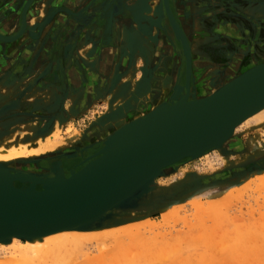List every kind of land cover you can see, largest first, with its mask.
Here are the masks:
<instances>
[{
    "label": "bare ground",
    "instance_id": "bare-ground-1",
    "mask_svg": "<svg viewBox=\"0 0 264 264\" xmlns=\"http://www.w3.org/2000/svg\"><path fill=\"white\" fill-rule=\"evenodd\" d=\"M3 1L6 4L0 3V57L15 59V62L11 64L9 59L7 62L0 61V86L3 85L2 81L10 86L0 87V118L5 119L4 122L0 120V134H4L0 136V230L5 229L2 230L5 233L0 234V248L6 245L4 250L7 254L0 259V264H32L33 262L46 264L42 261L49 257H53L58 262L63 258H57L59 249H69L68 253L73 255L79 251V247L84 242L98 245L97 256L84 253L88 263H91L89 262L91 258L93 263H96L97 258V264H133L142 260V255L144 258L149 256L164 261L169 260V264L173 262L174 264H189V262L221 264L220 260L222 261L223 258L228 259L232 264H236V261L239 264L249 260L245 261V264H248L252 259L261 256L264 258V238L254 240L253 236L257 231L252 227V224H264V208H255L254 211L253 205L245 202L246 205L243 204L245 210L238 211L242 218L234 214L236 211L227 214L226 220L232 225L246 224L245 233L222 250L218 260L215 257L212 260L207 254H198L193 261L189 259L191 256L189 254L184 257L178 255V251L183 247L182 240L178 239L179 231L174 235L177 241H174L175 237L173 240L169 239V232V234L165 232L151 234L148 238L142 237L140 232L142 226L149 228L159 226L147 216L148 207L143 209L142 206L139 207L142 199L150 198V195L159 190L156 186L159 175L169 168L175 169L187 159L205 156L207 155L205 153L214 149L224 151L221 160L225 166L229 164L228 150L246 154L248 156L246 161L252 159L264 161V140L258 135H253L242 143L240 137L235 136L236 130L247 123L264 124V104L247 113L225 134L215 139L211 137L201 139L193 146H191L194 141L193 134H189L188 129L184 133H176L179 129L178 122L171 123L165 131L167 126L164 127L161 129L162 136L158 139L161 141L159 147L154 148L155 153L151 156L149 153L140 156L139 166L155 163L165 149L174 152L182 147L191 146L190 153L177 157L165 164L166 166H157L134 175L137 177L133 185L136 189L132 191L130 188L122 199L119 197L120 193L114 195L115 191L121 190L122 187L111 186L110 198L98 204V207L83 219L73 220L74 215L81 209L75 213L74 206L77 203H67L65 195L70 179L83 172L91 163L112 159L117 154L130 151L145 143L146 134H143L145 128L154 126V130H158L165 124L163 122L188 111L196 101L214 95L242 75L264 65V39L258 49L245 51L248 56L243 53L238 54L235 58L237 62L228 65L229 61H224L226 55L222 53L219 55L220 60L216 62L217 65L213 63L208 66V61L194 60L191 44V39H197V42L199 40L197 37L199 22L195 19L199 20L200 17L196 15L195 9L201 8L199 6L206 3L205 0H189V2L187 0H35L36 10L33 15L29 11L33 0ZM256 1L259 7H255L253 11L260 18L264 13V3H262L264 0ZM56 3L63 9L58 16L61 22L66 20V23L60 27L57 16L52 18V12L46 27L41 34L38 33L35 23L42 22ZM68 12L84 15L88 26L75 37L69 34L68 36H71L64 42L72 45L57 48L56 51L54 42L57 33L60 30L69 32L77 24L67 19ZM230 28L231 26L229 30ZM176 35L185 38L190 54V76L192 75L193 78L190 77L188 86L184 84L183 74L179 80L177 79L178 69L185 68L186 50L182 46L181 49L177 48L175 39L180 40V38ZM156 47L159 52L154 55ZM137 52L145 54L142 55L145 67L154 62L148 68L152 74L149 77L144 75L139 81H131L130 78L129 83H126V80L122 79L123 76H117L118 71L123 69L121 67L124 63L123 58ZM58 67H61L59 68L61 74L57 75L54 81L47 79L43 82L38 81L45 69H49L50 73ZM203 68L206 70L204 69L205 72L200 78L195 77L198 70L202 73ZM8 69L14 71L10 72ZM38 69L43 70L41 72ZM245 70V73L234 78ZM34 79L37 82H34ZM59 89L61 93L58 96L69 98L77 105L103 99L105 96L107 111L93 119L83 131L74 130L66 140L59 134L60 128L57 127L56 122L42 133V120L50 116L59 117L60 109H48L57 101L56 92ZM255 90L256 88H252L244 91L234 98L235 104L238 98V104L234 108L236 112L254 102V100L248 102V99L257 94H253ZM230 103L231 101L220 105L216 111L217 115L222 113L225 115ZM151 116L152 119H147L141 124L144 129L140 128L136 137L130 135L126 140L113 141L107 145L101 144L122 130L133 128L132 126L139 120ZM204 117L196 122L194 127L209 128V131L205 132L206 135L222 134L225 130H223L224 125L229 121V119L217 121L221 116L217 118L216 114ZM105 130L109 133L104 134ZM134 133L133 129L131 134ZM90 142H93V145L82 147L83 144ZM61 143L62 146L58 147ZM75 145L82 148L76 153L70 152V148ZM201 145L202 148L205 147L203 152L193 158L194 149ZM56 149L66 150L68 153L60 155L61 158L57 153H54V157L44 156L45 153ZM117 163L106 169H110V173H117V167L121 164ZM248 166L253 170L241 181L257 183L259 192L257 195L262 194L260 200H263L260 201L258 197L254 200L261 205L264 203V166L261 160L250 162ZM243 169L242 165L228 169L227 177L238 175ZM93 175L95 180H99L98 185L103 184V179L99 177L97 171H94ZM217 175H209L205 180L212 181L213 185L218 182L216 181L218 178L214 179ZM191 184L194 185V182ZM103 187L104 185L98 191L91 192L92 202L98 201L97 198L104 193L101 192L102 190L106 192L107 187ZM14 189L20 194L14 195ZM139 190L142 191L140 194H134ZM88 193L90 191L79 190L77 195L80 199L83 198L78 202L79 206L87 202ZM124 193L126 192L123 191ZM193 203L194 207H198L201 199L197 198ZM134 207L140 208L138 211L141 212H137L138 215L129 214V211H134ZM208 217L211 223L204 226L206 220L203 218L205 222L201 227L204 228L199 240H208L209 234L217 232L222 223L216 221L219 220L217 216L210 218L208 215ZM25 219L26 221L23 222ZM249 257L251 260L248 259ZM121 260L124 262L114 263Z\"/></svg>",
    "mask_w": 264,
    "mask_h": 264
},
{
    "label": "rangeland",
    "instance_id": "rangeland-1",
    "mask_svg": "<svg viewBox=\"0 0 264 264\" xmlns=\"http://www.w3.org/2000/svg\"><path fill=\"white\" fill-rule=\"evenodd\" d=\"M187 1L189 2V0ZM205 1L206 3L202 4V6H199V7L203 8L205 15L214 16L216 11L218 10L220 11L224 8L225 2L228 5L229 3L230 4L235 3L236 5H238L239 2H242L244 0H240V1L238 0H233V1L232 0H205ZM255 36L256 38H258L257 34ZM68 38L66 39L68 40ZM58 40L60 39H57L56 42H54V47H55L54 50L56 51H57V48H64V46L72 45L69 43L66 44V42H59ZM136 54H132L134 56L133 60L131 64L129 65V68L127 69L128 71L126 70L125 75H123L122 77L123 80L124 79L126 80V83H129L130 78H132L131 81H134V80L139 81L140 79L144 78V75L145 77H149L152 74L150 72V69L148 68H150L154 64V62L152 64H149L148 67H145L144 60L142 59V57L145 54L143 52L142 54L140 52H137ZM58 55L61 56L60 54ZM8 59H9L8 57H0V61H8ZM9 61L11 62V64H13V59H9ZM232 62H237V61L236 59L235 61H229L228 65ZM138 65L140 67H138ZM231 66L232 65H230V67ZM141 69H144L145 73L143 72V75H141ZM204 69L205 68H203L202 73L205 72L206 69L205 70ZM8 70L10 72L14 71V69H8ZM38 70L42 72L43 69H38ZM48 70L49 69H45L44 74L42 72V75L39 76L38 81L41 80V82H43L45 79L54 81L57 75L61 74L60 73L61 69L59 68L53 69L50 73L48 72ZM34 82H37V81L34 79ZM2 83L3 85H1L0 87H3L5 85H6L5 87H10V86H7L8 85L7 82L2 81ZM60 90L61 89L57 90L58 92H56V94L58 93L57 101L55 102L54 105H51V107L48 108V109H52V108L60 109L59 110L60 113H58L59 117L53 118L50 116L49 118L42 120L41 127L43 131L46 130L47 127L52 126L56 122L57 127L60 128L59 134L66 140L73 133L74 130L83 131L84 129L87 128L88 124L93 119L98 118L100 115H103L107 111L108 104H107V101L105 100L107 97L105 98V96H103L104 97L103 99L102 98L95 99V100L89 101V103L86 102V103L77 105L69 98H62L61 96H58L61 93ZM104 94H106V92ZM0 120L4 122L5 119L0 118ZM46 122H48V124H46ZM29 123H31V121ZM107 133H109V131L105 130L104 134H107ZM2 135L4 134H0V136ZM253 135H258L261 140H264V124L263 125H259V124L253 125L252 123L251 124L247 123L241 126V128L239 127L235 132V136L240 137L239 139L242 140V143H244L247 137L253 136ZM93 142L83 144L82 147L91 146L93 145ZM62 144L63 143L59 144L58 147H61ZM82 147H78L77 145H75L72 148H70L71 149L70 152L76 153ZM54 153H57L58 155L60 154L62 155V154H67L68 151L67 152L66 150L60 151V149H56V151L45 153L44 156L54 157ZM223 153L224 151L222 150L219 151V150L214 149L212 151L205 153L207 154L205 156L202 155V156L195 157V158L193 157L194 159H191V158L187 159L180 166L176 167L175 169L169 168L157 177L156 179L157 184L156 183L155 184L157 188H159V190L157 191V193L153 194L152 196L150 195V198L146 197L147 199L146 198L142 199L143 201L139 203V207L142 206L141 209H143L144 207L145 208L148 207V209H146L147 216L149 217L150 220L157 223L156 225H158L159 227L149 228L148 226H145V225L142 226L141 231H140L142 237L148 238L151 234H155L159 232L161 234L162 232L163 233L165 232L167 234L169 232L170 234L169 233L168 234L170 236L168 235V237H170L169 238L170 240H173L175 237L174 241L181 239L183 242V247H181L180 250L178 251V255H182L184 257L189 254L191 255L189 259L191 260L193 259V261H195L196 260L195 257H197L198 254H201V255L207 254L209 258L212 259L215 257L218 260V257H220L222 250H225L231 243H233L236 239H238L245 233L246 230L244 229V227L246 224L244 226L243 225L234 226L226 220V215L231 214L234 211H236L237 213L234 212V214H238V216L242 218V216H240L238 211L239 209L240 210L242 209V211H244L245 207L243 206V204L246 205L247 202L253 205L254 211L256 210L255 208H264V203L259 205L254 200L256 197H258L259 200L262 197V194H260L261 196L257 195L259 194L257 183L256 182L251 183L245 180L241 181L245 176L251 173V170H253L248 166L250 162L261 160V164L264 166V161L263 159H252L251 161L249 160L246 161L248 157L246 154L243 155L233 150L232 151L228 150L227 158H228L229 164L225 166V164L221 160ZM241 165L244 167L241 173H239L238 175L227 177L228 172L226 171L228 169L240 167ZM219 173L221 174L220 176L217 175ZM212 174L217 175V177H214V179L218 178V180H216L218 182L215 184L213 183V185H212V181L205 180L207 176L212 175ZM193 182H194V185L191 184ZM197 198L201 199V204L198 207H194L193 202ZM262 200L263 199H261L260 201ZM139 207H134V211L133 210L129 211V214L138 215L137 212H141V211H138L140 210ZM163 211H164V214L162 215ZM208 215L210 216V218L216 217V216L219 217V220H216V221H219L222 223L219 226L217 232L215 233L212 232L211 235L209 234L210 237L208 240L206 239L199 240L201 237L200 235L202 234V230L204 228V227L202 228L201 225L205 224L204 226H206L211 223V220L209 219ZM246 216H248V214ZM203 218H205L206 223H204L205 221L203 220ZM243 218H246V217L243 216ZM246 221H248V218L246 219ZM252 227L256 229L257 231L255 236H253L254 240L260 239L262 237L264 238V224L262 225H259L257 223L252 224ZM176 231H179L178 239H176L177 237L174 236ZM171 234H173V236ZM171 236H172V239H171ZM125 240L127 241L128 239H125ZM5 247L6 245L3 248H0V259L4 258V256L7 255L4 250ZM134 249L135 248H133V250ZM68 252H69V249H65V250L59 249L57 252V255H58L57 258H60V257H63V258H60L57 262V260L56 259L54 260L53 257H49L47 259H43L42 263H46V264H56V263L57 264H97L98 259L96 257H94L96 258L95 260H97L95 261L96 263H93L94 261L92 258H91L92 261L91 259L89 260V262L91 263H88L87 261L88 259H85V256H84L85 252H88L90 255L97 256L99 252L97 244L95 245L94 243L90 244V242H86V243L84 242V244H82L79 247V251L76 252V254L72 255ZM251 257H249L248 259H250ZM141 259L142 260L137 261L136 263L134 262V263L135 264H138V263H141V264H169L170 263L169 260L164 261V260L155 259L149 256L144 258L143 255ZM245 261L247 260H244V263L239 262V264H245L246 263ZM123 262L124 261L121 260V261L114 262V263H123ZM220 262L221 264H232L231 261L229 262L228 259H225V258H223L222 261L220 260ZM36 263L33 262L32 264H36ZM263 263H264V258L263 256H261V257L252 259L251 262L248 264H263ZM189 264H192V262H189ZM236 264H238V261H236Z\"/></svg>",
    "mask_w": 264,
    "mask_h": 264
},
{
    "label": "water",
    "instance_id": "water-1",
    "mask_svg": "<svg viewBox=\"0 0 264 264\" xmlns=\"http://www.w3.org/2000/svg\"><path fill=\"white\" fill-rule=\"evenodd\" d=\"M34 1L35 0H33V2H32V7L29 9V11H31L30 12L31 15H33L34 11L36 10V6H35L36 1L35 2ZM2 2H4V1L0 0V3H2ZM4 4H6V3L4 2ZM53 5L55 7H53L51 9L49 15L45 19H43L42 22L41 21H40V23L36 22L38 24L35 23V29L40 34H41V31L46 27L47 23L49 22V18L51 17L52 12H53L52 18L57 16L56 17L57 23L61 25L60 27H62L66 23V20L61 22V18L58 16L60 11H62L63 9L58 5V3L53 4ZM83 16H81V14H79L78 12H73V13L68 12L67 19L69 18L70 20L77 22V24L69 32L68 31L63 32L60 30L56 35L55 42L57 39H61V40L64 39L62 41V42H64L66 37L69 34H71L72 36L74 35V37H75L78 35V32H80L81 30H84V28L87 27L88 25H87L86 20H85L86 18H84ZM80 24H82V25H80ZM230 26L233 27L232 25H228V26L224 27V29H222L221 31L226 33L229 36H235V34L233 33V30H231L232 28H230L231 31L229 30ZM236 29L238 31L237 33H239L238 28H236ZM70 36H68V37H70ZM176 36L178 38H180V40H182V41H180L178 39H175V41L177 42V45H178V46L176 45L177 48L179 49V47L182 46L184 48V50H186L184 53L185 54V68L184 69H178L179 72L177 73V79L179 80L180 76L183 74L184 75L183 76L184 77V84H185V86H188L189 82H190V72H191L190 71L191 70L190 54H189V51L187 50V43H186L185 38H183L182 35L181 36L176 35ZM58 41L61 42L60 40H58ZM180 49H181V47H180ZM158 50H157V48L155 49L154 55L157 54ZM132 59H133V55L126 56L123 58L124 63L121 66V67H123V69H120V71H118L117 76H119V75L123 76L126 73V70L129 68V65L131 64ZM58 68H61V67H58ZM55 69H57V68H55ZM143 72H144V69H141V75H143ZM245 72H246V70L243 71L242 73H240L239 75L235 76L234 78L242 75ZM252 88L253 89L256 88V90H255V92H253V94H256V93L257 94L252 95L248 99V102H250L252 100H254V102L251 105H249L247 108H244L243 110L236 112L237 110L234 108H235V105L238 104L237 103L238 98L236 99V104L234 103V98L237 97L239 93L250 90ZM229 101H231V103H230V108L227 111V113L228 112H230V113L227 114L225 112L226 113L225 115H227V116L223 115L224 113L217 115L216 111H217L218 107L220 105L224 104L225 102H229ZM263 104H264V65H262L261 67L255 69L251 72H248V73L242 75L241 77H239L238 79H236L235 81L230 83L227 87L221 89L220 91H218L214 95H211L210 97L196 101L195 104L193 105V107H191L188 111H185L184 113L176 115L175 117H173L171 119H167L165 122H163L165 124L162 125L161 128H159L158 130H154V126H150V128H145V129L141 126V124L143 122L147 121V119H149V120L152 119L153 117L151 116L150 118L146 117V118H144V120H141V121L139 120L137 123H135L132 126L133 128H127L125 130H122L121 132L117 133L116 135H113V137L108 139L107 141L104 140L101 144L107 145V143H111L113 141L124 140V139L126 140V139L130 138L129 137L130 135L133 137H136L137 135H139L138 131H140V128L144 129L143 134H146V136H145L146 142L145 143H141L140 145H138L137 147H135L134 149H132L130 151H126L124 153L122 152L120 154H117L112 159L99 161V162L96 161L98 163H91L89 166H87L85 168V170L83 172L79 173L74 178L70 179V184L65 190V195L67 196V203L68 202L69 203H71V202L77 203L74 206L75 213L81 209L78 212V214L74 215L73 220L77 221V220L83 219L84 217L89 215L94 209H96L98 207L97 206L98 204H102V202L104 200L109 199L111 196V189H110L111 186H113V185H116L119 187L121 186L122 189L116 190L114 195L117 196L120 193L119 197L121 199L124 198L128 194L127 191L130 190V188H132L131 189L132 191L134 189H136V188H134L135 186H133V185L135 184L134 181L137 179V177L134 175L139 174V173H143L145 171H149L150 169H153L157 166H162V165L166 166L165 164L171 162L172 160L176 159L177 157L187 155L192 150L191 146H193L194 143H197L199 140H201V139L203 140L207 137H211V138L215 139L218 136L225 134L235 123H237L247 113H249L253 109H255L258 106L263 105ZM212 114H216L217 118H219L221 116L220 120L217 119V121L222 122V119H229L227 125H224L225 127L223 128V130L224 129L225 130L222 132V134L206 135L205 132H208L209 128L202 127L203 129L202 128L197 129L194 127V124L196 122L202 120L205 115L207 117L208 115L212 116ZM214 116H213V118H214ZM48 122H50V121H48ZM173 122L179 123V129L176 133L181 134V133H184V131L188 129L189 134H193L192 137H193L194 141L191 143V146H187L186 148L182 147L181 149L174 151V152H169V149H167V150L165 149L162 152L163 154L157 157V160L155 161V163H151L149 165L147 164V166H139L140 156H142L143 154H146V153H149V155L151 156V155H153V153H155L154 148L159 147V144L161 143V141L158 140L162 136L161 135V132H162L161 129H163L164 127L167 126L164 129V131H165L166 129L169 128V125ZM46 124H48V123L46 122ZM46 124H45V126H46ZM206 126H208V125H206ZM133 129L135 130V133L132 135L131 133H132ZM44 131H42V133ZM145 131H146V133H145ZM173 131H174V129H173ZM206 144H208V142H206ZM202 146L203 145L199 146V148L194 149L193 157L197 156L198 154L203 152V149L205 147L202 148ZM193 153H191V154H193ZM60 155H57V156L60 157ZM116 162H118L117 164L121 163L120 166L117 167L118 172L117 173H110L109 172L110 169L108 170L106 168L109 166H112ZM94 171H97L99 174V177H101L103 179V181H102L103 184L98 185L99 180H95V177L93 175ZM102 185H104V187H107L106 192L102 190L101 192H104V193H101V195L97 198L98 201H96L95 203H94V201L92 202L91 192H95V190L98 191V189ZM79 190L90 191V193H88L87 202H83L81 206H79L78 202H81L83 198L80 199V197L77 195V194H79ZM123 191L126 193L123 194ZM141 192L142 191L139 190V191L134 192V194H136V193L140 194ZM13 194L19 195L20 193L17 191V189H14ZM41 216H43V214H41ZM25 221H26V219L23 220V222H25ZM11 229H15V228H11ZM2 230H5V229H1L0 234L5 233ZM18 232H21V231H18Z\"/></svg>",
    "mask_w": 264,
    "mask_h": 264
},
{
    "label": "crops",
    "instance_id": "crops-1",
    "mask_svg": "<svg viewBox=\"0 0 264 264\" xmlns=\"http://www.w3.org/2000/svg\"><path fill=\"white\" fill-rule=\"evenodd\" d=\"M257 3L258 1L256 0H244L243 3L239 2L238 5L232 3L233 6L230 3L229 5L227 3H224V8L220 11L219 10L216 11L214 16L204 15L203 14L204 11L202 7L198 9L196 8L195 9L196 15L200 17L199 19L200 21L198 19H195L199 22L198 34H197L198 35L197 37H199L198 42L197 39H191V44L193 48L192 55L194 60L201 59L208 61L209 62L208 66H210L213 63L216 64V62L220 60L219 55L222 53L224 54V56L226 55L224 61H229L235 54H236L235 56H237L238 54L243 53L245 54V56H248L247 53H245V51L252 48H254V50L256 48L258 49L262 45V41L264 39V26H263L264 13L261 14L259 18L256 12L253 11L255 7H259ZM233 19L236 20L234 21ZM228 25L236 26V27H231L232 28L231 30H233L235 36L230 37L229 35L221 31L222 29H224V27ZM236 28H238L239 33H237L238 31ZM255 33L257 34L258 38H256ZM255 40L257 41L255 42ZM13 62H15V59H13ZM210 70H214V69H210ZM202 74L203 73H200V71L198 70V74H196L195 77L200 78Z\"/></svg>",
    "mask_w": 264,
    "mask_h": 264
},
{
    "label": "flooded vegetation",
    "instance_id": "flooded-vegetation-1",
    "mask_svg": "<svg viewBox=\"0 0 264 264\" xmlns=\"http://www.w3.org/2000/svg\"><path fill=\"white\" fill-rule=\"evenodd\" d=\"M236 56L234 55L229 61H235ZM192 78V75L190 76Z\"/></svg>",
    "mask_w": 264,
    "mask_h": 264
}]
</instances>
